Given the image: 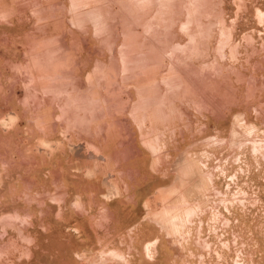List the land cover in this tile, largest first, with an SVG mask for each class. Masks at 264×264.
Returning a JSON list of instances; mask_svg holds the SVG:
<instances>
[{"label": "rangeland", "instance_id": "obj_1", "mask_svg": "<svg viewBox=\"0 0 264 264\" xmlns=\"http://www.w3.org/2000/svg\"><path fill=\"white\" fill-rule=\"evenodd\" d=\"M0 264H264V0H0Z\"/></svg>", "mask_w": 264, "mask_h": 264}, {"label": "bare ground", "instance_id": "obj_2", "mask_svg": "<svg viewBox=\"0 0 264 264\" xmlns=\"http://www.w3.org/2000/svg\"><path fill=\"white\" fill-rule=\"evenodd\" d=\"M111 23H112V21H110ZM107 23H109V22H107ZM197 40V39H196ZM177 47V46H176ZM169 52V51H168ZM145 64H143V66H144ZM140 72H143V69H142V71L140 70ZM145 74L147 73L146 71L144 72ZM133 74V73H132ZM147 75V74H146ZM144 76L145 77V79L147 78V76ZM187 77V76H186ZM173 78H176L175 76H173ZM188 78H190V77H188ZM127 79V78H126ZM191 79V78H190ZM125 80V79H124ZM173 81L175 82V83H177V85H178V87L179 88H181L180 90H181V92H183V93H186V95H187V93H189V89L191 88V87H189L190 85H186L185 83H179L176 79H172L171 80V83H173ZM188 81H190V80H188ZM179 83V84H178ZM191 83V82H190ZM192 84V83H191ZM172 85V84H171ZM193 86H195V85H193ZM174 87V86H173ZM178 87H175V89H177ZM196 88V87H195ZM201 88V87H200ZM166 90H169L170 91V89H166ZM195 90V89H194ZM193 90V88L192 89H190V91H194ZM166 93V92H165ZM167 93H168V91H167ZM190 94H192L191 92H190ZM172 95V94H171ZM189 97H191L190 95H188ZM193 96V95H192ZM165 97H167V96H165ZM194 97V96H193ZM168 98V97H167ZM172 98V97H171ZM195 98V97H194ZM201 98V97H200ZM189 99V98H188ZM203 99V98H202ZM201 99V100H202ZM190 100H191V98H190ZM196 100H198V99H196ZM191 101H193V100H191ZM155 103V102H154ZM153 103V104H154ZM193 103H195V102H193ZM86 154H88L89 156H92V158L91 159H96L97 161H99V162H104V163H107V162H109V159H108V157H106L105 155H103V154H100V153H98V152H96V151H89V150H87V153Z\"/></svg>", "mask_w": 264, "mask_h": 264}]
</instances>
